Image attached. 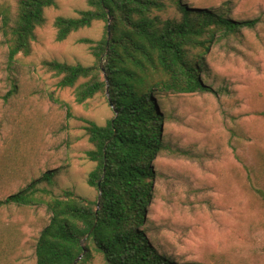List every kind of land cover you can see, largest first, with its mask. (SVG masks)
<instances>
[{"label": "rangeland", "instance_id": "1", "mask_svg": "<svg viewBox=\"0 0 264 264\" xmlns=\"http://www.w3.org/2000/svg\"><path fill=\"white\" fill-rule=\"evenodd\" d=\"M18 1L0 0V7L14 16ZM182 3L254 23L227 35L216 32L202 51L206 73L199 78L208 91L161 90L156 96L166 148L152 162L145 229L156 249L179 264H264V0ZM87 8L85 0H56L35 29L31 53L18 54L12 65L0 31V200L54 173L49 182L35 184L38 204L0 206V264H35L51 196L65 189L90 199L97 195L87 183L95 163L86 156L92 145L84 120L102 125L111 118L108 97L99 93L79 104L74 87H58L59 78L41 65L95 62L79 39H100L103 21L55 39L56 16L75 17ZM155 13L181 16L170 0ZM84 264L105 262L94 253Z\"/></svg>", "mask_w": 264, "mask_h": 264}, {"label": "trees", "instance_id": "2", "mask_svg": "<svg viewBox=\"0 0 264 264\" xmlns=\"http://www.w3.org/2000/svg\"><path fill=\"white\" fill-rule=\"evenodd\" d=\"M85 1L88 8L77 16L55 17V39L63 41L103 21L105 31L100 39H79L88 44L95 62L44 60L41 65L59 78L58 87H74V100L79 104H87L99 93L107 95L113 102V116L102 125L84 120L92 145L86 156L95 163L87 183L97 195L90 199L65 189L45 201L50 218L35 244V264H84L94 253L105 264H179L156 249L145 229L155 174L152 162L166 148L161 102L156 96L161 90L208 91L211 87L199 78L201 72L206 73L202 51L208 49L216 32L235 33L254 22L233 20L215 9L189 7L182 0H170L180 19L155 13L168 0ZM55 5L56 0H19L14 16L8 6L0 7V31L9 65L18 54L31 53L35 29L45 23V9ZM196 48L199 51L193 52ZM53 175L51 170L43 173L1 199L0 206L38 204L35 192L41 189L35 184L49 182ZM260 193L264 199V192Z\"/></svg>", "mask_w": 264, "mask_h": 264}, {"label": "water", "instance_id": "3", "mask_svg": "<svg viewBox=\"0 0 264 264\" xmlns=\"http://www.w3.org/2000/svg\"><path fill=\"white\" fill-rule=\"evenodd\" d=\"M108 21H109L108 22V35H109L110 34V21H111L110 17L108 18ZM100 68L102 69V71H104L102 62L100 63ZM107 94H108V92H107ZM108 100H109L110 106L113 107V102L110 100V98H108Z\"/></svg>", "mask_w": 264, "mask_h": 264}]
</instances>
